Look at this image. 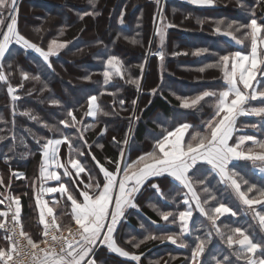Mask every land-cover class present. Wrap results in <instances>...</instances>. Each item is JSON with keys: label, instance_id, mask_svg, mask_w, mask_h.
Instances as JSON below:
<instances>
[{"label": "trees", "instance_id": "16d2710c", "mask_svg": "<svg viewBox=\"0 0 264 264\" xmlns=\"http://www.w3.org/2000/svg\"><path fill=\"white\" fill-rule=\"evenodd\" d=\"M241 4L246 5L248 10L242 8ZM250 10H255L258 22L264 21V7L259 6L257 0H239V3L238 0H214L211 6L192 4L189 0H162L159 4L157 0H98L94 9L88 0H21L16 13L20 34L44 50H47L49 42L53 39L68 42L65 49L50 57L52 68H48L37 53L32 50L25 51L16 44L10 45L4 60L0 61L8 81L16 88V95L20 97L13 105L7 92L8 85L0 82V136L6 137L0 141V177L8 184V193L12 197L20 198L22 230L35 242L42 240L43 225L39 224V209L36 207L34 196L40 181L38 171L41 144L47 139L61 137V133L49 131L44 127L45 123L59 127L62 133L73 138L75 147L84 152L83 156L75 153L72 155L86 166V172L76 177L67 165L71 175L64 176L62 181L67 187L75 180L76 183L71 185L73 188H84V184H89L87 190L92 194L97 183L102 187L104 179L97 161L107 170L115 171V164L109 163V160L115 161L118 158L119 149L124 145L117 141L124 140L130 126L131 136L126 154L129 163L152 151L155 141L165 134L164 129L173 130L181 123H189L197 126V130L203 131L202 122L211 117L212 108L207 103H204L202 111L181 108L177 96L193 98L205 90L221 89L222 73L218 69L209 68L204 72L199 69L215 62L219 55L233 51L247 53L250 43L245 41L244 44L236 45L230 42L225 36L213 31L215 22L224 20L246 24L250 19ZM0 11L5 18L9 15L6 9ZM91 11L99 12L100 15L95 18L84 16L80 19L84 12ZM122 11L123 23L120 22ZM161 12L163 23L171 25L165 29L162 46L159 36L155 34L156 28L162 23ZM198 20L204 23H198ZM37 28L41 31H34ZM0 30H6V27ZM61 30L64 31L62 36ZM239 35L237 33V36ZM132 39L138 40L139 43H131ZM161 47L165 53L163 64L152 54ZM199 49L208 51L199 56L193 55ZM109 55H115L122 60L125 79L114 77L105 84L102 73L105 68L104 61ZM140 65L144 66L143 69ZM21 71L28 73L30 77L39 76L40 81L28 79L19 87L22 83ZM129 77L141 79L140 90L126 82ZM258 79L261 80V87H264V78ZM151 89H157V92L152 94ZM90 95L98 97V103L109 113L108 116L98 115L93 118L85 115ZM120 99L125 101L123 109L119 105ZM134 99L137 100L136 118H132ZM52 100L59 101V104H52ZM251 103L258 106L261 101ZM68 110H72L77 121L81 122L77 127L83 129L85 125H96L95 128L83 131L84 139H79L81 133L77 132L76 128H65L59 124L63 119L71 121V117H67ZM25 111L36 115L39 122L20 115ZM252 123L258 125L259 131L246 127L243 128L244 134L264 140V120L257 117H241L238 127ZM186 134L187 141L190 135ZM38 137H43L44 140L37 143ZM113 137L116 141H113ZM21 140L23 143H20ZM98 144L103 145V148L97 147ZM246 146L251 147V141L246 142ZM5 156L8 157L7 162ZM60 156L62 163L69 158L67 145ZM92 156H95L96 160H93ZM200 168L203 175L208 177L210 187L216 190L219 200L237 212V216L225 214L220 217L218 226L241 227L250 229L257 237L264 236L258 221L253 220L251 211L236 199L231 189L225 190L224 186L218 183L219 177L210 173V166L201 164ZM235 170L250 184L264 188V174H257L251 161L236 162ZM88 171L93 177L91 180ZM16 172H22L23 176L16 178L13 175ZM157 178L159 177L152 178L150 183L157 184ZM163 178H166L165 185L160 188L169 199H162L155 189L148 186L140 199L137 198L138 209L127 211L126 219L114 234L115 239L119 246L131 254L140 255L139 264H191V247H195L196 237L205 236L211 228L207 218L195 210L190 221V234L185 237L191 247L180 248L166 239L147 240L139 248L133 247L134 242L143 240L149 234L160 237L170 233L178 234L180 231L178 222L166 223L149 206L155 204L161 211L175 213L186 207L182 202L186 190L170 177ZM173 189L176 190L175 195L172 194ZM197 190L199 191V185ZM4 192L1 190L0 200H3ZM201 195L203 198V194ZM248 195L250 198L258 197L255 190ZM171 198H175L174 202H170ZM46 200L53 207L58 223L64 227L74 225L70 216V201L66 195L61 197L59 192H54L48 195ZM7 205L0 204V211H7ZM210 205L215 207L217 202L210 201ZM12 207L14 210V205ZM192 207L195 209L194 204ZM253 207L264 211V204ZM4 237L5 231L0 229V247L7 248L8 242ZM133 238V243H127ZM209 248L211 255L206 253L202 257L205 264H213L212 256L222 258L224 255H229L233 264H245L243 260H237L235 256L230 255L231 250L215 233L212 234ZM93 259L98 264H138L109 252L103 245L96 249ZM114 259H119L120 262L116 263Z\"/></svg>", "mask_w": 264, "mask_h": 264}, {"label": "snow or ice", "instance_id": "6c2138e0", "mask_svg": "<svg viewBox=\"0 0 264 264\" xmlns=\"http://www.w3.org/2000/svg\"><path fill=\"white\" fill-rule=\"evenodd\" d=\"M88 2L94 9L98 0H88ZM189 2L201 6L214 4V0H189ZM157 3L159 4V0ZM257 4L264 7V0H257ZM240 6L248 10L246 5L241 4ZM3 9H6L9 15L5 18L3 12L0 11V29L6 27V30H0V61L4 60L10 45L16 44L25 51L32 50L37 53L42 57L47 67L52 68L50 57L56 56L62 49H65L68 42H58L53 39L49 42L47 50L42 49L18 31L17 0H0V10ZM99 15L100 13L96 11L84 12L80 15V19H83L84 16L95 18ZM123 16L122 11L121 23H123ZM161 21L162 23L156 28L155 34L159 36L162 46L165 29L171 25L163 23L162 12ZM197 22L204 23L202 20ZM215 23L214 32L231 38L236 44H244L245 41H248L250 47L246 54L242 51H233L219 55L215 62L199 69L201 72L209 68L218 69L222 73L223 80L220 90H205L193 98L177 96L181 102V108L202 111L204 103L212 108L211 117L202 122L203 131L197 130V126L189 123H181L173 130L164 129L165 134L155 141L153 150L140 155L131 163L126 159L130 143L129 137L131 136V131H129L123 141H117L124 145L119 149L118 158L115 161L109 160V163L115 164V171L107 170L97 161V166L103 173V185L101 187L97 183L90 194L87 190L89 184H84L83 189L73 188L71 185L76 183L75 180H72L67 187L64 182H60L58 187L45 186V182L48 180L61 181V176L56 172L58 168L64 169L63 176L66 177L71 175L67 165H71V169L76 170L77 177L80 173L86 172V166L72 155L73 153L78 156L84 155L80 148L75 147L73 138L62 133L59 127L45 123L43 126L49 131L61 133V138H50L41 144L39 170L41 185L36 194V207L39 209V224L43 225L42 235L45 239L41 242L45 244V247L40 248L38 243L22 230L20 198L5 196V200H8L9 204L6 206L7 211H0V217L9 218L10 216V220L6 222L5 219H0V229L5 230L4 238L8 242L7 248L0 247V264H25L26 258H30L31 264H96L92 257L95 255L98 244L106 246L109 252L139 264L140 255L131 254L119 246L114 234L126 219L127 211L138 209L137 198L148 186L155 189L162 199H169L158 184L150 183L152 178L164 176L170 177L178 186L186 190L183 193L182 201L186 208L184 211L175 213L161 211L155 204L149 206L166 223L176 224L178 222L179 233H170L160 237L149 234L143 240L133 243L135 241L133 238L127 243H133V247L139 248L147 240L166 239L180 248H189L191 245L186 242L185 237L190 234V221L195 210L207 218L211 228L205 236L196 237L195 247H191V264H205L202 257L206 253L211 255L209 245L212 242L213 233L231 250L230 255L235 256L237 260H243L245 264H264V236L257 237L250 229L241 227L224 225L221 228L218 226L217 221L220 217L225 214L237 216V212L219 200L216 190L210 187L208 177L203 175L200 168L201 164L210 166V173L219 177L218 183L224 186L225 190L231 189L236 199L247 206V209L252 213L253 220L258 221L259 229L264 233V211H258L253 207V205L264 204V188L250 184L244 176L235 170L236 162L251 161L253 167L264 174V140H259L253 135H236L237 132H243V128L246 127L259 131L256 123L238 127L240 117H257L264 120V87H261V80L258 79L264 78V21L258 22L255 10H250V19L246 24L239 21L225 22L224 20H218ZM34 31L40 32L41 29L37 28ZM237 33L240 35L237 36ZM63 34L64 31L61 30L60 35ZM130 42L139 43L136 39H132ZM207 51V49H199L193 55L199 56ZM152 54L163 64L165 53L162 47ZM175 54L179 55V53ZM104 66L102 75L105 84L114 77L125 79L123 62L117 56L109 55L104 61ZM140 67L143 69L144 66L140 65ZM21 78L22 83L19 87H22L23 81L28 79L40 81L39 76L30 77L23 71H21ZM85 79H91V77H85ZM0 82L8 85V95L15 105L20 97L16 95V88L8 81L2 64H0ZM126 82L135 85L137 90L141 89L140 78L129 77ZM46 87L45 85L44 88L46 89ZM150 91L155 94L157 89ZM252 101H261V103L258 106H253ZM51 103L59 104V101L52 100ZM124 104L125 101L120 99L119 105L122 109ZM132 105V118H136L137 100L134 99ZM87 108L86 116L96 118L98 115H109L98 103V97L95 95L88 97ZM20 115L39 122V118L29 111L22 112ZM67 117H71V121L63 119L59 121V124L65 128H76V131L81 133L79 139H84V130L96 126L95 124L85 125L83 129L77 127L81 122L77 121L72 110L67 111ZM103 131L106 129L102 130L101 134ZM186 133L190 135V139L187 141L185 140ZM5 139L6 137L0 136V141ZM13 139L15 140V137ZM36 139L37 143L44 140L43 137ZM113 141H116L115 137H113ZM248 141H251V147L246 146ZM20 143H23V140ZM61 145H67L69 149V158L66 163L60 162ZM97 147L102 149L103 145L98 144ZM92 159L96 160V157L92 156ZM7 160L8 157L5 156V162ZM87 174L91 180L93 178L91 172L88 171ZM13 175L23 176L22 173H13ZM2 184L3 180L0 179V185ZM197 185H199V191ZM254 190L258 197L250 198L248 194ZM46 192H59L61 197L67 196L71 206V220L76 225L75 231L71 226L64 227L58 223L53 207H49V202L43 199V194ZM201 194H203V198ZM81 197L82 199H80ZM174 200L175 198H171L170 202H174ZM210 201L217 202V206L212 207ZM3 203L4 200H0V204ZM193 204L195 209L192 207ZM12 205H15L14 210ZM46 216L51 217V220H47ZM9 223H11V227H9ZM141 227L143 228L144 225ZM17 228H21L18 234ZM64 231H67L68 236L63 235ZM56 233H60V235ZM17 235L19 239L16 238ZM49 236H51L53 244H60L59 252L55 247L48 245L47 238ZM22 241H26V245ZM172 259H176V257H172ZM212 260L213 264H233L229 255H224L222 258L212 256Z\"/></svg>", "mask_w": 264, "mask_h": 264}, {"label": "crops", "instance_id": "0c3cea01", "mask_svg": "<svg viewBox=\"0 0 264 264\" xmlns=\"http://www.w3.org/2000/svg\"><path fill=\"white\" fill-rule=\"evenodd\" d=\"M246 54V53H245ZM241 118V117H240ZM241 134H244V132H241ZM186 135L187 134H185V139H186ZM236 135H240V134H238V132H237V134ZM59 138H61V137H58V138H55V139H59ZM66 147V145H61L60 146V152H59V156H60V154H62V152H63V150H64V148ZM67 160L68 159H66V162H67ZM60 162L62 163V159H61V156H60ZM65 162V163H66ZM69 167H70V169H71V165H68ZM253 169H254V171L257 173V174H261L257 169H255L254 167H253ZM39 170H40V168H39ZM72 171H73V173H74V175L76 176V170L75 169H71ZM56 172H57V175H60L61 176V181H55V180H48V181H46L45 182V186H47V187H58V185H59V183L60 182H63L62 181V178H64V176H63V172H64V169L63 168H58V169H56ZM16 173H22V172H16ZM23 174V173H22ZM38 176H39V179H40V171H38ZM77 177V176H76ZM16 178H19L18 176H16ZM0 179H1V177H0ZM40 185H41V181H39V184H38V187H37V189L35 188V202H36V194L39 192V189H40ZM1 190H2V192L3 191H5L4 192V194H5V196H9V197H12L11 196V194H9L8 193V184H5L4 182H3V184H2V189H0V192H1ZM8 193V194H7ZM50 194H52V193H44L43 194V199L44 200H46V197L48 196V195H50ZM5 196L2 198L3 200H4V203H6V204H9V201L8 200H5ZM14 197V196H13ZM17 197V196H16ZM21 206V205H20ZM49 207H51L50 205H49ZM14 208H15V205H14ZM186 208V207H185ZM185 208L184 209H182L181 211H184L185 210ZM10 217V216H9ZM47 217V216H46ZM8 220H9V218L8 219H6V222H8ZM74 225H75V222H74ZM2 230H4V229H2ZM93 258V257H92ZM96 261V260H95ZM96 264H98V262L96 261Z\"/></svg>", "mask_w": 264, "mask_h": 264}, {"label": "built area", "instance_id": "2783aa9c", "mask_svg": "<svg viewBox=\"0 0 264 264\" xmlns=\"http://www.w3.org/2000/svg\"><path fill=\"white\" fill-rule=\"evenodd\" d=\"M46 219H47V220H51V217H46ZM9 220H10V219H9ZM9 220H8V221H9ZM9 227H11V223H9ZM72 229H73V231H75V229H76V225L72 226ZM20 230H21L20 228H17V229H16L17 234L19 233ZM4 231H5V230H4ZM56 234H57V235H60V233H56ZM63 235H64V236H68L67 231H64ZM16 238L19 239V236L17 235ZM77 238H78V237H77ZM44 239H45V238L42 237V240H41V241H43ZM47 239H48V245L51 246V247H55L56 251L59 252L60 244H59V243L53 244V242L51 241V236H49ZM41 241H39V242H37V243H38V245H39L40 248H44V247H45V244L42 243ZM22 243H23L24 245H26L27 242H26V241H22ZM25 264H31L30 258H26V260H25Z\"/></svg>", "mask_w": 264, "mask_h": 264}, {"label": "rangeland", "instance_id": "374dc122", "mask_svg": "<svg viewBox=\"0 0 264 264\" xmlns=\"http://www.w3.org/2000/svg\"><path fill=\"white\" fill-rule=\"evenodd\" d=\"M162 0H159V2H161ZM156 17H157V15H156ZM230 42H232V43H234V44H236L233 40H231V38H229V37H226ZM236 45H240V44H236ZM131 130V126H130V128H129V131ZM240 135H242V134H240ZM238 136V135H237ZM165 179L166 178H163V177H159V178H157V184L159 183V186L161 187L162 185H165ZM80 189H83L82 187H80ZM176 192V190L175 189H173V195H175L174 193ZM142 195V194H141ZM141 195H139L138 196V199H140V196ZM177 195V194H176ZM156 197H157V194H156ZM159 209L161 210V208L159 207ZM74 226V225H73ZM21 229V228H20ZM100 245L98 244L97 245V247H96V249L99 247ZM96 249H95V251H96ZM127 251V250H126ZM129 253H130V251H128ZM115 254V253H114ZM117 256H119V255H117ZM121 257V256H120ZM122 258H124V257H122ZM125 259H127V258H125ZM114 262H116V263H118V262H120V260L119 259H114ZM134 262H132V264H133Z\"/></svg>", "mask_w": 264, "mask_h": 264}, {"label": "water", "instance_id": "95a60500", "mask_svg": "<svg viewBox=\"0 0 264 264\" xmlns=\"http://www.w3.org/2000/svg\"><path fill=\"white\" fill-rule=\"evenodd\" d=\"M20 1H21V0H18V1H17V6L19 5Z\"/></svg>", "mask_w": 264, "mask_h": 264}]
</instances>
